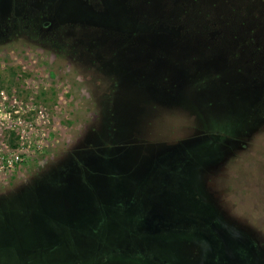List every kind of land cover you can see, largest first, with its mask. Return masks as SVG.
Wrapping results in <instances>:
<instances>
[{
    "label": "rangeland",
    "instance_id": "obj_1",
    "mask_svg": "<svg viewBox=\"0 0 264 264\" xmlns=\"http://www.w3.org/2000/svg\"><path fill=\"white\" fill-rule=\"evenodd\" d=\"M138 28L123 0H0V264H264V119L215 144L194 82L119 88Z\"/></svg>",
    "mask_w": 264,
    "mask_h": 264
},
{
    "label": "trees",
    "instance_id": "obj_2",
    "mask_svg": "<svg viewBox=\"0 0 264 264\" xmlns=\"http://www.w3.org/2000/svg\"><path fill=\"white\" fill-rule=\"evenodd\" d=\"M123 1L126 12L138 20L140 28L129 35L139 41V46L114 51L115 59L105 66L119 88V74L112 68L140 79L155 74L161 93L177 95L180 90L184 92L180 84L188 86L194 82L190 89L194 99L184 92L190 106L198 111L204 108L201 112L215 110L227 121L226 124L206 116L205 126L220 132L226 131L224 128L231 130L236 125L232 124L231 113L235 112L237 101L242 103V117L255 113V117L238 122L237 129L263 121L264 93L252 102L248 94L256 82H261L264 92V0ZM43 24L38 25L39 37L44 35ZM117 37L111 44L113 48L117 47ZM179 48L186 49L182 52ZM124 63L126 68H122ZM182 64H196L200 69L184 76L180 71ZM197 76L203 77L195 79ZM167 78L171 81L169 86ZM199 94L203 98L198 101L195 96Z\"/></svg>",
    "mask_w": 264,
    "mask_h": 264
},
{
    "label": "flooded vegetation",
    "instance_id": "obj_3",
    "mask_svg": "<svg viewBox=\"0 0 264 264\" xmlns=\"http://www.w3.org/2000/svg\"><path fill=\"white\" fill-rule=\"evenodd\" d=\"M240 108H242V103H240L239 101H237V105L235 107V112H232V118H233V123L232 124H236V125H232L233 127H231L233 130H237V127L239 124L238 122H242L243 120H246L247 118L251 117H255V113H251V114H245L242 117V114L240 113ZM257 122H259V120H257ZM243 127V126H242ZM240 128V126H239ZM226 131L220 132V131H215V136L216 135H220L219 139H215V141H213L215 144H218L220 142L221 139H229L230 137H232V134L229 132L230 130L224 128ZM231 129V130H232ZM201 221H203L205 224H207L208 228L211 230V232L216 235L220 240L222 239V234L224 233L222 230L218 229L214 223L210 222L207 219L201 218Z\"/></svg>",
    "mask_w": 264,
    "mask_h": 264
},
{
    "label": "built area",
    "instance_id": "obj_4",
    "mask_svg": "<svg viewBox=\"0 0 264 264\" xmlns=\"http://www.w3.org/2000/svg\"><path fill=\"white\" fill-rule=\"evenodd\" d=\"M22 158H20L19 156H15L12 160H8V167H11L13 164H16L18 162H21Z\"/></svg>",
    "mask_w": 264,
    "mask_h": 264
},
{
    "label": "water",
    "instance_id": "obj_5",
    "mask_svg": "<svg viewBox=\"0 0 264 264\" xmlns=\"http://www.w3.org/2000/svg\"><path fill=\"white\" fill-rule=\"evenodd\" d=\"M215 137H216L215 139H219L220 135H216ZM209 139H210L211 141H215V139H213L212 137H209Z\"/></svg>",
    "mask_w": 264,
    "mask_h": 264
}]
</instances>
